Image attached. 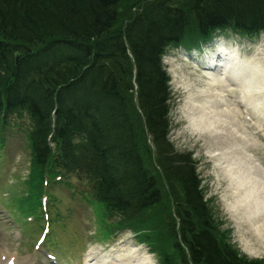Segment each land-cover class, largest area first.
I'll return each instance as SVG.
<instances>
[{"label": "trees", "instance_id": "1", "mask_svg": "<svg viewBox=\"0 0 264 264\" xmlns=\"http://www.w3.org/2000/svg\"><path fill=\"white\" fill-rule=\"evenodd\" d=\"M137 1L135 8H140L141 1ZM129 2L0 0V104L24 111L32 119V151L41 173L53 174L54 168H48L51 150L46 135L50 129L56 131L58 157L52 166L92 177L94 201L124 227L151 220L150 212L162 214L168 206L159 179L146 166L151 160V152L142 150L146 138L137 134L128 110L125 93L132 90L134 78L157 167L171 185L170 209L192 238L193 256L206 264H253L234 256L217 237L199 194L195 161L189 153L175 151L165 139L166 78L158 60L167 41L199 25L202 32L231 24L237 31L264 29V0H195L190 9L181 11L172 10L166 0H158L135 15L129 8L136 1ZM120 5L125 13L129 9L125 17L117 11ZM185 11L195 14L199 24L196 21L193 27ZM207 12L211 17L202 21ZM126 17L124 28L116 29L115 23ZM55 19L61 23L54 25ZM65 26L73 32L66 38L61 34ZM60 36L64 39L58 43L64 49L56 53L29 50ZM123 37L135 57L133 69L125 67L129 58ZM15 44L20 47L16 49ZM53 111L55 129L51 128ZM75 133L87 141L79 157L71 141ZM124 138L127 148L123 147Z\"/></svg>", "mask_w": 264, "mask_h": 264}, {"label": "rangeland", "instance_id": "2", "mask_svg": "<svg viewBox=\"0 0 264 264\" xmlns=\"http://www.w3.org/2000/svg\"><path fill=\"white\" fill-rule=\"evenodd\" d=\"M129 1H132V2H129L128 4H133V2L136 1V3H134L129 8L131 9V12H132L139 1L137 0H129ZM140 1H141V4L147 3V0H140ZM189 1L191 0H177L175 4H178L179 6V4H186ZM129 9L127 10V12L129 11ZM214 9L217 10L219 9V7L215 6ZM117 11L118 13L122 11L123 17H125L127 14V12L125 13V9L122 8V5L118 6ZM210 13L211 12L204 13V15H202L201 17L202 21L205 18L208 19L209 17H211L209 16ZM128 19L129 17H126V19L122 23L123 24L122 28H124V26L126 25L125 23ZM119 23L120 22H118L117 25H119ZM145 39L147 40V38ZM227 40L229 43L230 40L228 38L227 39H224V38L217 39V41H219L220 43H223ZM188 59L189 58L186 57L185 60H188ZM180 67L189 68L190 66L188 63H184ZM192 69L194 68L192 67ZM179 73L181 74V70L179 71ZM187 76L188 75L184 76V78L186 79L185 80L186 83L191 82V84H193L195 80L198 81L196 75L194 76L190 73V77H187ZM180 85H181V81L179 77L176 78V80H172V82H170V87L172 89V99L174 98V95L176 93L179 95L178 88L180 87ZM127 98L129 102L128 110L132 114V120H133L132 122L135 126L136 132L141 138L142 136L146 138L145 140L146 148H143V149L147 152L151 151L154 154L153 147L149 143V136L146 134V124L144 123V120L141 117L142 115L137 106L136 92H134L133 94L129 92V94H127ZM182 109H183L182 106H180V109H179V106L176 104V102H174L173 108L171 111L172 112L171 113L172 129L170 130V138H171V141L173 142V145L179 151H184V152L191 151L192 152V155L195 158V160L199 162L198 171L201 173V176L205 179L204 185L207 183V180H208L207 172L209 170V167L210 166L214 167L215 179L211 180L210 183L208 182L205 187L207 188V191L209 194L208 199L211 201L210 206H211V209L213 210L215 217L220 219L221 221H224V225L222 226L223 230L224 228L231 229V232H232L230 234L231 243H233L235 247H237L238 251L241 254H243L247 259L259 260L261 258H264V243H259L258 242L259 238H257L256 235L252 237L251 235H246L243 232L246 230V228L248 229L249 232H252L249 226H246L245 228V226L242 225V224H245L243 223L245 222V220L239 217L234 218L232 215L229 214L230 201L228 198L224 197L225 190L227 189L226 185L228 184L229 179L224 175L223 171L215 167L213 164H210V165L208 164V162L211 160L210 155H209L211 145L213 144L220 145V143H217L214 137L210 133L209 134L207 133V135L205 134V137L203 138V140L199 139L197 136L199 135V132L197 135L195 134V139L201 140L202 142L201 143L198 142L199 143L198 146H195V144H193L192 142H189L188 139L190 137L191 130L189 128V122L185 121L184 118L182 119ZM179 118L182 121L180 124L177 123ZM236 130L242 131L239 128H236ZM182 131H186V133H188V136L186 133ZM221 142L225 144H230V143H226L225 141H221ZM235 142L237 144H240L237 140H235ZM142 144L143 142H141L140 144L141 148H142ZM215 151L216 150L213 149L211 151V155H213ZM143 157H145V155H143ZM29 163L30 162L26 161L23 164L16 166L15 171H14L15 177L13 179V184H12L14 185L13 194L19 193L21 186H22L20 185L22 178L25 181H32L33 179L32 175L36 174L35 170L29 169ZM147 163L148 165H151L152 162L151 160H149L147 161ZM258 177H259L258 179L260 180L261 179L260 176ZM61 194L62 195L60 199H61L62 206L67 207V202H68L66 200L67 194H64V193H61ZM23 199H24V196H21L20 201H22ZM167 204H171V203L170 201L165 200V205L167 206ZM165 214L167 215L168 212H166ZM260 218L264 219V213H260V216L257 215L256 219H259V220L255 222L256 226H258V224H260L261 221H263ZM238 229H241L242 231H239ZM18 232L19 231L17 230L16 224H14L12 221L10 222V220L5 216V214L3 215V217L0 216V253L1 254H5L7 257H9L10 255L16 254L19 249L23 248L22 242L20 241V235ZM126 240L130 241L131 238H127ZM138 247L143 248L144 253H147V249L145 247L143 246H138ZM39 254H41V256H44L42 252H39ZM150 258L153 259L154 257H150ZM18 263L24 264V263H20L19 260H18Z\"/></svg>", "mask_w": 264, "mask_h": 264}, {"label": "bare ground", "instance_id": "3", "mask_svg": "<svg viewBox=\"0 0 264 264\" xmlns=\"http://www.w3.org/2000/svg\"><path fill=\"white\" fill-rule=\"evenodd\" d=\"M53 19V18H52ZM54 25H59L61 23L60 20H53ZM52 22V21H51ZM53 24V23H52ZM66 29L61 31V34L63 37H67L68 35L71 36L72 28L65 26ZM63 37H52L54 42L58 43L61 40H63ZM104 39V38H101ZM100 40V39H99ZM128 62L125 67L128 68H134L136 65L135 63V57H133L132 54L128 55ZM178 58H181L178 56ZM214 68V67H213ZM216 69V68H214ZM181 70V74H178V77L180 78V81H185L184 78V72L186 70H189V68H183L180 67L179 71ZM190 75L188 71H186ZM216 77L217 80H222V77L220 74L215 73L212 74ZM89 76V74H88ZM232 76V75H230ZM212 77V76H211ZM182 79V80H181ZM90 82V76L88 77V83ZM224 86H226V83L223 82ZM231 87H233V84H230L229 87L226 88V93L229 95L232 91ZM185 90V94L187 95L188 100H190L188 108V113H187V119L189 122V127L191 129V132L194 134H198V132L202 133L201 137H198L199 139H202L205 137V134L207 133L211 134L214 139L216 140L217 143H221V141H225L226 143H229L234 140H237L238 142L241 143L244 137V131H238L236 128H232L231 121H235L230 119V105L228 102H230L224 95V92L219 91L218 87H216L215 83L213 81H210L207 84V89L202 87V86H194L191 84V82H187L185 87L183 88ZM238 87H236L237 91ZM212 95L215 99H217L219 102H215L213 104L212 99L209 98V96ZM228 101V102H227ZM234 110V109H233ZM235 111V110H234ZM168 112L164 109V117ZM232 115V114H231ZM125 139V138H124ZM125 144V145H124ZM222 144V143H221ZM123 147L127 148L128 142L127 138L123 142ZM254 178L253 175H251V179L255 182L254 187L252 186L251 190L247 191L244 195L243 203L246 204V211L244 212L245 217H243L241 211L236 208V211H238L239 215L241 216L240 218L245 220L243 223H248L249 226L254 228V236L256 235L259 243H264V219H261L260 224L256 226V224H253L257 222V215L260 213H264V183L261 182V180H258V176H264V173L262 171L256 170L254 172ZM230 176V181L232 184H234L237 179L234 174L229 173ZM233 188V187H232ZM247 212V213H246ZM239 231H242L239 229ZM245 234H250L248 229L246 228L245 231H243ZM129 261H132L133 258L127 257Z\"/></svg>", "mask_w": 264, "mask_h": 264}]
</instances>
